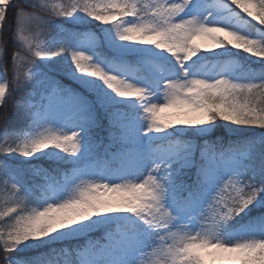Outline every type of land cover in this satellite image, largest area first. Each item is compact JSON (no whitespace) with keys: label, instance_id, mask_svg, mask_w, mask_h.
Segmentation results:
<instances>
[{"label":"snow or ice","instance_id":"1","mask_svg":"<svg viewBox=\"0 0 264 264\" xmlns=\"http://www.w3.org/2000/svg\"><path fill=\"white\" fill-rule=\"evenodd\" d=\"M0 264H264V0H0Z\"/></svg>","mask_w":264,"mask_h":264},{"label":"trees","instance_id":"2","mask_svg":"<svg viewBox=\"0 0 264 264\" xmlns=\"http://www.w3.org/2000/svg\"><path fill=\"white\" fill-rule=\"evenodd\" d=\"M9 79H11V77H9ZM38 163H40L45 169H48V170L56 166L54 162L52 161H39Z\"/></svg>","mask_w":264,"mask_h":264},{"label":"rangeland","instance_id":"3","mask_svg":"<svg viewBox=\"0 0 264 264\" xmlns=\"http://www.w3.org/2000/svg\"><path fill=\"white\" fill-rule=\"evenodd\" d=\"M198 42H201V41H198ZM255 59V58H254Z\"/></svg>","mask_w":264,"mask_h":264}]
</instances>
